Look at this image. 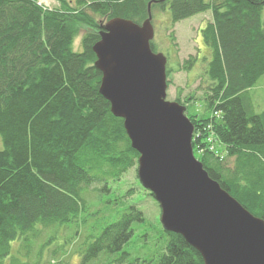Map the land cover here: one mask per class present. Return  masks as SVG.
Returning <instances> with one entry per match:
<instances>
[{
  "label": "trees",
  "instance_id": "16d2710c",
  "mask_svg": "<svg viewBox=\"0 0 264 264\" xmlns=\"http://www.w3.org/2000/svg\"><path fill=\"white\" fill-rule=\"evenodd\" d=\"M54 1L58 7L46 9L37 0H0V264H29L22 261L36 239L77 221L85 193H109L137 165L122 119L99 93L92 47L110 19L140 25L148 3L152 19L155 9L168 8L171 25L210 12L201 31L210 52L206 112L185 114L193 125V153L211 179L264 221V111L254 112L249 94L264 75L263 0ZM150 47L156 52L153 40ZM127 206L99 224L86 259L129 243L143 215ZM162 233L164 253L156 264H204L180 235ZM15 241H27L21 259L10 256Z\"/></svg>",
  "mask_w": 264,
  "mask_h": 264
},
{
  "label": "water",
  "instance_id": "95a60500",
  "mask_svg": "<svg viewBox=\"0 0 264 264\" xmlns=\"http://www.w3.org/2000/svg\"><path fill=\"white\" fill-rule=\"evenodd\" d=\"M150 5L140 25L107 21L92 47L99 93L138 153L139 184L157 202L162 229L180 235L204 264H264V221L208 176L193 154L185 107L166 100L167 58L150 47Z\"/></svg>",
  "mask_w": 264,
  "mask_h": 264
},
{
  "label": "rangeland",
  "instance_id": "374dc122",
  "mask_svg": "<svg viewBox=\"0 0 264 264\" xmlns=\"http://www.w3.org/2000/svg\"><path fill=\"white\" fill-rule=\"evenodd\" d=\"M46 9L57 6L54 0H37ZM264 21V9H263ZM211 22L210 12L192 16L171 25L170 12L155 9L152 27L153 44L156 53L167 58L169 85L166 100L186 107L185 114L203 116L206 112V93L210 81L206 70L210 52L203 44L201 31ZM86 29L81 27L74 39L73 50L81 51L80 40ZM172 36V38L170 37ZM194 59L188 69L183 63ZM255 113L264 111V75L249 90ZM211 142L213 137L210 136ZM209 147V146H208ZM215 150V145L209 147ZM194 154V153H193ZM199 158L198 154H195ZM114 198L117 201L113 202ZM86 208L80 212L77 221L55 232H46L36 239L29 249V264H156L164 253V235L160 224V209L157 202L142 190L137 179V165L125 173L119 181L110 185L109 193H85ZM136 206L143 215V222L133 224V235L121 251H101L95 257L86 259L88 243L99 231V224L112 222L127 205ZM93 233V234H92ZM79 236V237H78ZM19 242V243H18ZM27 241L11 243V255L21 259ZM9 262V259L5 260Z\"/></svg>",
  "mask_w": 264,
  "mask_h": 264
},
{
  "label": "built area",
  "instance_id": "2783aa9c",
  "mask_svg": "<svg viewBox=\"0 0 264 264\" xmlns=\"http://www.w3.org/2000/svg\"><path fill=\"white\" fill-rule=\"evenodd\" d=\"M214 116H216V117H218V114L217 113H214ZM207 143H211V138L209 137L208 139H207ZM213 146V145H212ZM209 147H211V146H209ZM212 148H210V150H211Z\"/></svg>",
  "mask_w": 264,
  "mask_h": 264
}]
</instances>
